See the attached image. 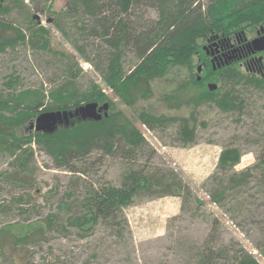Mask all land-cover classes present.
Segmentation results:
<instances>
[{
    "label": "trees",
    "instance_id": "1",
    "mask_svg": "<svg viewBox=\"0 0 264 264\" xmlns=\"http://www.w3.org/2000/svg\"><path fill=\"white\" fill-rule=\"evenodd\" d=\"M10 1L15 6L21 4V0ZM69 4L70 12L78 18V32L101 39L105 45L106 49L97 52L99 64H95L101 81H90L86 88L80 89L75 81L79 70L76 67L72 71L68 68V76L48 90L42 85L19 89L20 76L16 71L12 69L6 75L0 88V150L15 153L18 149L14 159L22 168L26 167L27 156L31 157L33 153L34 143L52 157L56 167L72 172H86L87 159L93 149L106 153L119 150L124 157L134 158L136 151L146 144L140 124L152 128L176 122L177 138L187 145L195 140L196 124L201 123L196 117L200 104L213 103L221 110H241L243 99L236 84L243 88L264 89L263 76L236 63L213 66L205 50L210 44L225 46L228 39L250 37L256 29H264V0H69ZM11 6L8 0H0V52L18 42L48 48L49 28L28 12L26 34L21 27L4 19ZM149 9L153 10V16ZM54 24L59 27L58 21ZM8 30L14 34L8 35ZM76 49L83 52V45H77ZM125 50H130L135 57L127 70L122 61ZM82 55L93 62L88 55ZM200 64L201 71L198 72ZM171 66L184 67L186 78L164 93L162 99L171 107L183 103L192 105L188 115L142 110L134 120L122 109L115 108L111 94L131 105L137 99L149 96L151 80L165 74ZM207 81H219V84L210 89ZM102 85H106L111 93ZM90 101L98 104L107 101L108 114L99 119L74 114L66 123H57L52 131L30 127L42 111L73 110ZM23 144L28 145L23 147ZM241 154L235 145L224 146L219 151L217 171L210 176L215 185L207 191L212 202L220 204L229 190L248 184L253 175L252 167H258L264 185V151L252 165L235 170L233 167ZM82 191L75 199L78 211L67 214L66 223L85 233L92 231L98 223L117 234L123 233L128 226L123 209L142 192L176 194L181 197L182 205L192 196L190 186L180 176L172 172L159 174L132 165L123 170L119 183L84 184ZM65 194L71 197L73 188L67 189ZM43 221V225L40 221L8 223L0 227V234L12 232L11 226L18 224L21 230L17 229L16 234L27 238L33 230L55 225L57 214L47 213ZM218 225V220L213 218L205 237L195 247V264H261L243 246L220 243ZM261 229L264 233V217ZM257 247L264 258V243Z\"/></svg>",
    "mask_w": 264,
    "mask_h": 264
},
{
    "label": "rangeland",
    "instance_id": "2",
    "mask_svg": "<svg viewBox=\"0 0 264 264\" xmlns=\"http://www.w3.org/2000/svg\"><path fill=\"white\" fill-rule=\"evenodd\" d=\"M8 2L12 6L4 19L28 34L25 17L29 12L49 28V47L18 42L0 52V88L12 69L20 76L19 89L42 85L48 90L68 76V68L72 71L76 67L79 70L75 81L80 89L90 81H101L95 64H99L97 52L106 49L105 45L101 39L78 32V18L70 12L69 0H21L17 6ZM149 13L154 14L152 9ZM7 32L14 34L12 30ZM77 45H83V52L76 49ZM82 53L93 62L85 60ZM134 60L132 52L125 50L124 69L131 67ZM185 78L184 67L171 66L165 74L151 80L149 96L131 105L111 96L115 108L134 120L142 110L188 115L192 105L171 107L162 99ZM102 88L111 93L106 85ZM235 88L243 99L241 110H221L213 103L197 107L196 117L201 123L196 124L193 142L183 145L179 141L176 122L152 128L138 124L146 144L134 158L124 157L119 150L106 153L93 149L85 173L56 167L52 157L35 143L31 157L24 155L25 168L15 162L18 149L15 153L0 150V227L15 221H40L43 225L47 213L57 214L55 225L33 230L27 238L16 234L18 224L11 226L12 232L1 233L0 264H195V247L205 237L213 218L219 222L220 243L243 246L264 264L257 247L264 243V185L258 167L251 168L253 175L248 184L229 190L220 204L212 202L207 194L215 185L210 176L217 171L221 148L235 145L240 149L242 154L235 170L252 165L264 151V89L243 88L240 84ZM130 165L180 176L192 190L189 202L182 205L176 194L142 192L124 207L128 226L121 234L100 223L87 233L66 223L67 214L78 211L75 199L82 194L84 184H117ZM70 188L74 194L68 197L65 191Z\"/></svg>",
    "mask_w": 264,
    "mask_h": 264
},
{
    "label": "flooded vegetation",
    "instance_id": "3",
    "mask_svg": "<svg viewBox=\"0 0 264 264\" xmlns=\"http://www.w3.org/2000/svg\"><path fill=\"white\" fill-rule=\"evenodd\" d=\"M261 34H264V29L258 28L250 37L228 39L225 46L213 47L210 44L205 46V50L214 66H233L236 63L239 67L264 77V48L257 49V44L250 41ZM216 84L218 85L219 81Z\"/></svg>",
    "mask_w": 264,
    "mask_h": 264
},
{
    "label": "water",
    "instance_id": "4",
    "mask_svg": "<svg viewBox=\"0 0 264 264\" xmlns=\"http://www.w3.org/2000/svg\"><path fill=\"white\" fill-rule=\"evenodd\" d=\"M256 43L257 49L264 48V34L255 36L250 40ZM214 66V65H213ZM201 65L197 66V70L200 71ZM208 87L213 89L217 86L215 82H208ZM79 115L81 118H93L99 119L102 115L108 114V102H102L98 104L95 101L86 102L75 107L73 110H56V111H42L40 112L34 122L30 124V127H34L37 130L52 131L57 123L64 121L67 122L68 118L72 115Z\"/></svg>",
    "mask_w": 264,
    "mask_h": 264
}]
</instances>
